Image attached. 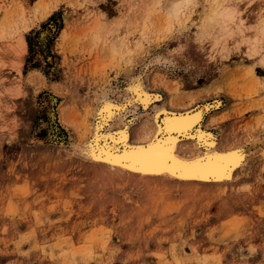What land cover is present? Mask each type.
<instances>
[{
  "label": "rangeland",
  "instance_id": "obj_1",
  "mask_svg": "<svg viewBox=\"0 0 264 264\" xmlns=\"http://www.w3.org/2000/svg\"><path fill=\"white\" fill-rule=\"evenodd\" d=\"M181 1L171 16L168 0H0V264H264V58L212 49L218 0ZM244 4L261 25L264 0ZM133 82L159 99L144 107ZM107 101L126 107L102 121ZM214 101L216 148H247L229 181L161 182L86 152Z\"/></svg>",
  "mask_w": 264,
  "mask_h": 264
},
{
  "label": "bare ground",
  "instance_id": "obj_2",
  "mask_svg": "<svg viewBox=\"0 0 264 264\" xmlns=\"http://www.w3.org/2000/svg\"><path fill=\"white\" fill-rule=\"evenodd\" d=\"M235 1L249 4L252 0H218L205 15L204 29L208 35L212 33L210 46L212 49L222 48L221 45L228 41L236 40L237 44L241 41L243 54L261 62L264 58V19L258 27L253 22L244 21L235 12ZM181 3V0H168L166 5L171 16L181 13ZM250 30H254L253 36L249 35ZM112 47L118 48L115 45ZM139 82L128 83L127 86V90L135 95V100L145 107L159 99L157 95L144 92ZM119 106L107 101L100 109L101 120L109 121L126 107L125 104ZM218 106V101L204 102L184 112L161 107L151 116V124L142 130L141 141H138L140 137L136 142L129 139L128 124L125 123L122 128H117L119 130L107 133V140L97 150L91 146L85 151L91 159L109 168L161 182L175 180L185 184H217L229 181L245 161L247 148L240 145L216 148V139L210 130L202 126V120L210 109ZM112 147H117V151H112Z\"/></svg>",
  "mask_w": 264,
  "mask_h": 264
}]
</instances>
